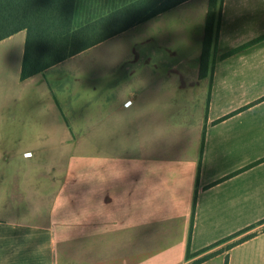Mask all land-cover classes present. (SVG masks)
<instances>
[{"label":"crops","instance_id":"crops-1","mask_svg":"<svg viewBox=\"0 0 264 264\" xmlns=\"http://www.w3.org/2000/svg\"><path fill=\"white\" fill-rule=\"evenodd\" d=\"M207 7L24 81L25 32L0 42V264H264V40L219 58L264 35V0H223L211 80ZM78 175L79 199H61ZM188 239L229 240L186 260Z\"/></svg>","mask_w":264,"mask_h":264},{"label":"trees","instance_id":"trees-1","mask_svg":"<svg viewBox=\"0 0 264 264\" xmlns=\"http://www.w3.org/2000/svg\"><path fill=\"white\" fill-rule=\"evenodd\" d=\"M187 1L189 0H135L83 25H77L75 23L77 0H0V42L17 33L25 32L19 74V79L24 81ZM222 4L223 0H208L198 75L200 79L207 76L210 80L212 78ZM262 40L264 35L221 54L219 58L226 59ZM261 162H264V159L258 161ZM262 223L264 220L258 225ZM251 228L250 226L246 230ZM246 230L232 235V238ZM253 236L249 234L234 241L226 250ZM226 240L229 239L191 253L188 239L185 259L198 256ZM217 253L203 256L193 264H200ZM224 264H227V256Z\"/></svg>","mask_w":264,"mask_h":264},{"label":"rangeland","instance_id":"rangeland-1","mask_svg":"<svg viewBox=\"0 0 264 264\" xmlns=\"http://www.w3.org/2000/svg\"><path fill=\"white\" fill-rule=\"evenodd\" d=\"M135 0H77L75 12V23L83 25L94 18L105 15L121 6L127 5ZM79 175L73 176L67 184L61 199H79ZM4 210V209H3ZM60 210H67L60 207Z\"/></svg>","mask_w":264,"mask_h":264}]
</instances>
